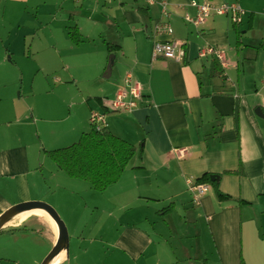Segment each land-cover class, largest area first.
<instances>
[{
	"label": "crops",
	"instance_id": "0c3cea01",
	"mask_svg": "<svg viewBox=\"0 0 264 264\" xmlns=\"http://www.w3.org/2000/svg\"><path fill=\"white\" fill-rule=\"evenodd\" d=\"M5 1L14 6L28 0ZM71 1L76 5L69 0L51 4L59 11L44 14L45 23L41 21L40 26L43 38L39 37V44L31 47L41 54L39 68L60 69L54 78L56 85L75 88L76 94L65 99L70 102L65 115L68 129L50 145L42 139L35 142L29 129L37 128L41 137L38 124L46 118L32 105L20 102L14 95L7 96L8 85H2L0 91V215L21 202L47 201L44 197L50 193V175L68 184L90 186L77 182L85 180L68 176L50 158L52 162H47L42 151L60 148L56 146L89 131L88 126L92 129L90 114L98 112L104 117V127L136 148L122 173L125 177L119 191L130 197L132 206H148L153 201L155 206L165 203L166 207L169 202L175 209L181 202L196 210L197 221L204 223L213 264H264V0L263 9L251 15L250 0H195L214 7L239 5L244 13L238 26L231 11H211L199 25L187 21L186 15L195 18L198 14L191 0ZM53 22H60L66 33L57 25L52 28ZM157 23H167L172 32L155 33ZM72 28L80 35L78 42L69 35ZM157 38L181 41L183 60L153 59V40ZM0 42L6 52L2 53L3 62L12 61V50L1 39ZM207 46L223 52L225 66L214 55L199 56V50ZM65 52L69 54L65 56ZM88 67L90 70L81 72ZM128 75L140 83L141 94L132 111H122L111 103L119 92H127ZM6 106L4 113L1 108ZM257 107L262 116L255 113ZM33 115L36 118L31 120ZM56 121L57 117H49V123ZM175 148H184L185 156L179 157ZM207 173L219 175L217 188L201 183L207 187L195 201L188 181L194 182ZM212 176L208 175L209 180ZM20 214L0 230V234L11 231L10 239L18 244L13 253L0 256V264H39L58 239V226L45 210L35 208ZM67 226L71 232L68 240L70 237L69 241H78L79 233ZM30 228L35 233L40 229L45 243L41 253L24 254L27 240L31 239L29 244L34 246L41 242L25 233ZM107 243L119 252L117 262L178 261L159 258L157 242L136 224L120 223L116 235ZM67 252L61 250L49 264H70L71 259L75 264H96L98 259L96 255L87 257L89 248L81 245L75 246L72 257L70 249ZM100 255L106 256L104 252Z\"/></svg>",
	"mask_w": 264,
	"mask_h": 264
},
{
	"label": "rangeland",
	"instance_id": "374dc122",
	"mask_svg": "<svg viewBox=\"0 0 264 264\" xmlns=\"http://www.w3.org/2000/svg\"><path fill=\"white\" fill-rule=\"evenodd\" d=\"M7 2L4 0L0 3V39L4 45L12 50L10 57L13 62L7 57L6 63L3 62L2 53L6 52L5 47L0 42V82L7 81V84H0V91H2V85H8L7 96L14 95L20 102L32 105L36 113L40 112L39 114L44 119L46 118L47 121L38 124L41 137L37 133V128L31 127L29 133L35 142L39 143L42 139L44 143L50 145L57 135H63L69 127L65 115L70 108V102L65 99L75 95L76 92L74 87L68 90L65 85L62 87L60 84L56 85L54 78L60 69L39 68L37 63L41 54L35 53L31 47L35 43L39 44V37L41 40L43 38L40 26L41 21L45 23L46 15L44 14H54L59 11V7L51 6V4L55 5V0H28L14 6L7 4ZM69 2L72 6L76 5L71 0ZM261 2V0H250V15L253 11H259L262 8ZM52 24V28L57 25L58 30L61 28L65 32V28L60 26V22H53ZM243 24L245 26V22ZM68 54L65 52V56ZM87 70L90 68L81 70V72L85 73ZM256 83L259 87L258 81ZM250 87H253L252 84ZM87 88L89 89V86ZM59 91L60 93H58ZM6 109L7 106L1 108L4 113ZM50 116L57 117L58 121L49 123ZM34 117L36 118L33 115L31 120ZM89 129L91 126H88L87 130ZM79 136H75V140L68 144L77 141ZM59 138L56 137L55 140ZM64 138L62 137V140ZM68 144H61V146L56 147H63ZM42 153L45 154L47 162H52L46 152L42 151ZM124 177L125 174L122 175L121 179L119 178L120 181L117 180L118 183L114 187L111 185L117 181L109 184L107 188L101 191L93 189L89 185L80 186L71 182L68 184L59 177L51 175L47 178L50 193L44 198L52 204L44 200L43 202L48 203L56 210L59 218L66 226L68 236L71 232L67 224L70 227L73 226L74 231L80 236L78 241L73 240V242L71 240L68 242L66 249L68 250L67 253L70 249L71 257L75 246L81 245L89 248L87 257L93 256L94 258L95 255L97 256L96 264H143L141 261L135 262L128 259L124 262H117L119 252L107 243L110 238L116 235L120 223H129L143 227L150 234L155 243L158 244L157 255L163 260L175 261L177 259L178 261L174 264L214 263L215 260L209 255L211 242L208 240L204 223L197 221L196 210L186 208V205L181 202L177 203L175 209L172 207L170 210H166L168 201L166 207H163L165 203L155 206L153 201L148 206L140 203L132 206L130 197L126 194L123 196L119 194ZM77 182L89 184L87 181L79 180ZM124 187L128 189V185H124ZM188 195L190 196V194ZM122 205H127L126 209L121 210ZM161 211L165 212L161 214ZM32 229L30 228L25 233L31 237L36 236L41 242L34 246L32 243L29 244V241L32 242L31 239L27 240L23 245L24 254L27 252L41 253L45 247L40 229H38V233L30 231ZM11 233V231H7L0 234L1 257L13 253L18 248V244L14 243V238L10 239ZM15 236L22 237V235ZM51 247L48 248L40 262ZM108 251L110 255L107 253ZM204 251L208 254L205 255ZM101 252H104L107 257L100 255ZM154 261L157 262L155 259ZM70 264H75V260L71 259ZM144 264L153 263L148 260Z\"/></svg>",
	"mask_w": 264,
	"mask_h": 264
},
{
	"label": "trees",
	"instance_id": "16d2710c",
	"mask_svg": "<svg viewBox=\"0 0 264 264\" xmlns=\"http://www.w3.org/2000/svg\"><path fill=\"white\" fill-rule=\"evenodd\" d=\"M242 21L234 22L239 25ZM74 42L80 40L76 28L69 32ZM112 48V44L107 43ZM216 73L220 70L214 65ZM136 148L107 127L92 128L83 132L78 141L60 148L47 150L48 157L68 176L87 181L93 189L103 190L116 182L135 154ZM208 175H213L209 180ZM218 174H204L194 183H208L217 188ZM217 195L226 197L218 192ZM173 203L167 206L170 210Z\"/></svg>",
	"mask_w": 264,
	"mask_h": 264
},
{
	"label": "built area",
	"instance_id": "2783aa9c",
	"mask_svg": "<svg viewBox=\"0 0 264 264\" xmlns=\"http://www.w3.org/2000/svg\"><path fill=\"white\" fill-rule=\"evenodd\" d=\"M148 3H152L155 0H145ZM190 4L192 6L197 7L198 14L195 18H191L188 15L185 16V19L189 22H192L195 25H199L202 23L206 16L210 14L211 11H214L218 14L232 12V19L235 22H239L241 20V15L244 13L242 8L237 4L231 5H221L219 7H214L212 4L208 2H204L199 4L195 0H191ZM155 33H167L170 34L172 32V28L167 23H157L154 27ZM184 49L183 43L179 40L173 39H159L153 40L152 46V58H165L172 59L176 62H181L184 58ZM214 55L221 62L222 65L225 66V58L223 52L215 48L213 46H207L199 50V56L205 55ZM125 86L127 87V92H119L112 101V106L115 109L122 111H132L136 106V99L140 97L141 94V85L138 82H134L130 75L125 77ZM264 90V83H263ZM128 95L131 99H127ZM89 122L94 128L104 127L105 121L102 114L98 112H92L89 117ZM175 152H178L179 157H183L186 154L184 148H175ZM189 190L192 192L193 199L195 201H199L200 196L206 190V184L194 183L193 181H188Z\"/></svg>",
	"mask_w": 264,
	"mask_h": 264
},
{
	"label": "water",
	"instance_id": "95a60500",
	"mask_svg": "<svg viewBox=\"0 0 264 264\" xmlns=\"http://www.w3.org/2000/svg\"><path fill=\"white\" fill-rule=\"evenodd\" d=\"M255 113L257 115L262 116V113H260V107H257L255 109ZM210 178L213 179L212 177ZM35 208H41L45 210L58 226V230H59L58 239L54 243L52 248L49 250L47 255L40 262V264H49V262L61 250L66 249L68 247V241H69L66 226L62 222V220L59 218L56 210L51 205L43 201H26V202L15 204L0 215V230L6 225V223H8L17 214H20L21 212L35 209Z\"/></svg>",
	"mask_w": 264,
	"mask_h": 264
},
{
	"label": "bare ground",
	"instance_id": "6f19581e",
	"mask_svg": "<svg viewBox=\"0 0 264 264\" xmlns=\"http://www.w3.org/2000/svg\"><path fill=\"white\" fill-rule=\"evenodd\" d=\"M29 212H31V210H28V211H25L24 213H22V214H20V215H26V214H28ZM49 216V215H48ZM50 218V220L52 221V223L56 226V223L54 222V220L51 218V217H49Z\"/></svg>",
	"mask_w": 264,
	"mask_h": 264
}]
</instances>
